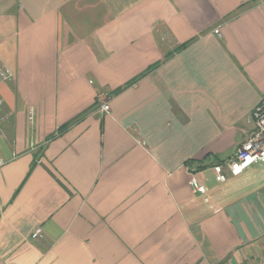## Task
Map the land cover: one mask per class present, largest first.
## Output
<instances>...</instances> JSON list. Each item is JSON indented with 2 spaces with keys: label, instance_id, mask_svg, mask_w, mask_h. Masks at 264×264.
I'll list each match as a JSON object with an SVG mask.
<instances>
[{
  "label": "crops",
  "instance_id": "obj_1",
  "mask_svg": "<svg viewBox=\"0 0 264 264\" xmlns=\"http://www.w3.org/2000/svg\"><path fill=\"white\" fill-rule=\"evenodd\" d=\"M2 68L0 264L264 260V0H0Z\"/></svg>",
  "mask_w": 264,
  "mask_h": 264
},
{
  "label": "built area",
  "instance_id": "obj_2",
  "mask_svg": "<svg viewBox=\"0 0 264 264\" xmlns=\"http://www.w3.org/2000/svg\"><path fill=\"white\" fill-rule=\"evenodd\" d=\"M216 33H219L217 30ZM13 79V73L8 68L0 69V83L2 81H10ZM4 100L0 95V127L8 118V114L3 111ZM105 112H110L109 102L102 104ZM253 130L249 133L245 141L237 148L235 158L229 161L216 163L213 165L215 179L219 183H225L230 176L237 177L242 175L249 167L255 164L264 163V99L256 106L252 112ZM4 160L0 158V166L4 164ZM190 186L194 193H206L207 186L204 185L196 175L190 178ZM42 235V228H37L32 233V238ZM257 264H264V260H260Z\"/></svg>",
  "mask_w": 264,
  "mask_h": 264
},
{
  "label": "trees",
  "instance_id": "obj_3",
  "mask_svg": "<svg viewBox=\"0 0 264 264\" xmlns=\"http://www.w3.org/2000/svg\"><path fill=\"white\" fill-rule=\"evenodd\" d=\"M187 45H188L187 43L181 45V46L179 47V50L182 49V48H184V47H186ZM158 65H159V62L156 63V64L153 65V66H150V67L148 68V70H146L144 73H142L141 75L135 77L133 80H131L130 82L126 83L124 86H121V87L117 88L113 93H114V94H117V93L121 92L123 89H125L126 87H128V86H130L131 84L135 83L139 78H141L143 75H145V74L148 73L150 70H152V69H154L155 67H157ZM71 123H72V122H69L68 124H65L64 126H61V127L58 129L57 135L62 134V133L64 132V130H66V129L71 125ZM54 136H56V135H54ZM190 162L192 163V162H194V160H190V161H188V164H189ZM221 162H222V161H219L218 163H221ZM201 167H202V166H198V167H197L198 170L201 169Z\"/></svg>",
  "mask_w": 264,
  "mask_h": 264
}]
</instances>
